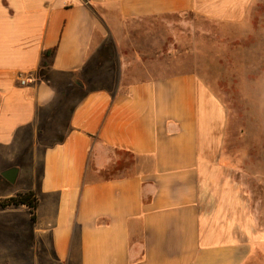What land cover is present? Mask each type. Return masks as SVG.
<instances>
[{
  "label": "crops",
  "instance_id": "crops-1",
  "mask_svg": "<svg viewBox=\"0 0 264 264\" xmlns=\"http://www.w3.org/2000/svg\"><path fill=\"white\" fill-rule=\"evenodd\" d=\"M260 1L0 0V200L37 197L33 220L0 205V264H264V170L233 164L196 74L130 40L134 22L240 23Z\"/></svg>",
  "mask_w": 264,
  "mask_h": 264
},
{
  "label": "rangeland",
  "instance_id": "rangeland-1",
  "mask_svg": "<svg viewBox=\"0 0 264 264\" xmlns=\"http://www.w3.org/2000/svg\"><path fill=\"white\" fill-rule=\"evenodd\" d=\"M130 29L132 42L155 46L146 51L164 60V73L196 74L224 105L233 164L264 170V0L240 23L190 12L134 22Z\"/></svg>",
  "mask_w": 264,
  "mask_h": 264
},
{
  "label": "trees",
  "instance_id": "trees-1",
  "mask_svg": "<svg viewBox=\"0 0 264 264\" xmlns=\"http://www.w3.org/2000/svg\"><path fill=\"white\" fill-rule=\"evenodd\" d=\"M52 55H53V50H45L44 59L42 63L44 65H47L48 59L51 58ZM21 204L26 205L30 208V211L32 212L31 219L33 220L35 218L34 209L37 205V197L33 191L28 190L24 192H18L14 196L0 200V205L2 207L7 205H21Z\"/></svg>",
  "mask_w": 264,
  "mask_h": 264
},
{
  "label": "water",
  "instance_id": "water-1",
  "mask_svg": "<svg viewBox=\"0 0 264 264\" xmlns=\"http://www.w3.org/2000/svg\"><path fill=\"white\" fill-rule=\"evenodd\" d=\"M17 174H18V167L17 166L9 167L8 169H6L2 172L3 177L10 182L15 181Z\"/></svg>",
  "mask_w": 264,
  "mask_h": 264
},
{
  "label": "built area",
  "instance_id": "built-area-1",
  "mask_svg": "<svg viewBox=\"0 0 264 264\" xmlns=\"http://www.w3.org/2000/svg\"><path fill=\"white\" fill-rule=\"evenodd\" d=\"M20 82L24 84L26 82V79L22 77L21 74H19Z\"/></svg>",
  "mask_w": 264,
  "mask_h": 264
}]
</instances>
